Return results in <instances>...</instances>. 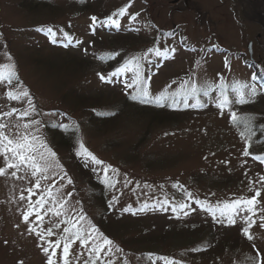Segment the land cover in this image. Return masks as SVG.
I'll use <instances>...</instances> for the list:
<instances>
[{
    "label": "rangeland",
    "instance_id": "1",
    "mask_svg": "<svg viewBox=\"0 0 264 264\" xmlns=\"http://www.w3.org/2000/svg\"><path fill=\"white\" fill-rule=\"evenodd\" d=\"M125 5H129L126 15L113 17L119 26L101 23ZM49 27L56 32V43L47 32ZM249 43L254 60L259 61L256 64L247 61ZM156 47L169 49V55L148 53ZM146 53L142 72L151 78L153 96L165 88L175 91L190 78L199 86L205 81L218 84L221 76L229 84L240 81L256 87L257 95L223 111L216 107V91L201 96L204 107H159L132 99L134 88L125 86L132 73L111 77L110 83L100 79ZM226 58L230 68L225 67ZM5 63L15 64L19 81L38 110L31 118L45 123L43 137L63 166L42 185L58 180L57 187L64 185V196L72 193L68 206L82 208L123 249L106 259L114 264H152L147 254L155 253L179 264H246V257L257 250L264 258V228L260 227L264 212L253 217L254 239L249 241L241 232L246 225L239 218L235 225L217 223L194 202L215 205L240 196L249 198L261 187L256 182L264 176V162L253 156H264V0H0V64ZM7 90L0 85V111L23 110L26 101L8 100ZM229 97L234 98L230 89ZM232 111L252 118L256 135L249 156L243 155L246 142L240 136L242 126L230 120ZM60 124L69 127L52 126ZM48 128L66 144H57ZM81 142L111 166L114 187L102 182L104 165L76 155ZM65 172L71 185L67 178L59 179ZM34 183L30 177H0V264L47 262L38 237L28 234L18 210L26 205L19 200L21 190ZM184 190L192 193L191 199ZM165 199L169 205L153 207ZM259 199V207H264V189ZM145 203L150 207L138 211ZM179 203L189 205L184 210L187 216L178 208L172 211ZM129 205L131 210L123 211ZM59 219L49 213L44 227ZM102 221L109 226L104 229ZM62 228L54 229L57 235L50 239L55 240ZM72 253V264H77V253H83L78 264L88 258L79 242ZM60 255L58 249L57 264Z\"/></svg>",
    "mask_w": 264,
    "mask_h": 264
},
{
    "label": "snow or ice",
    "instance_id": "2",
    "mask_svg": "<svg viewBox=\"0 0 264 264\" xmlns=\"http://www.w3.org/2000/svg\"><path fill=\"white\" fill-rule=\"evenodd\" d=\"M129 5H125L112 13L105 21L101 23H108L114 26H119V20L113 17H123L128 12ZM132 20L136 19V16L131 17ZM93 24L97 23V17H91ZM47 32L52 37V42L56 43V32L51 27L47 29ZM65 38H67L65 34ZM172 53L175 49L170 50ZM148 53H154L156 57H166L169 55V49L161 51L160 48H149ZM144 57H132L126 61L123 65L116 68L114 72L110 73L107 77L101 75L102 81L111 82V77L120 76L126 73H132L131 80L125 85L127 88H134L135 94L132 95L133 100H139L141 103L154 104L159 107H172L179 108L183 105L184 108H200L204 107L205 103L201 99V96L208 97L214 91L218 92L216 98V107L223 111L226 108L231 107L233 104L243 105L257 95V89L254 86L242 83L240 81H234L231 84L226 83L224 77H220L218 84H213L205 81L201 85H197L195 80L191 78L184 80L175 91H169L168 88L162 90L159 94L153 96L149 90L150 77L145 78L142 72L141 60ZM9 60L12 58L9 56ZM200 62L197 61V64ZM225 67L230 68L228 59H225ZM14 81L16 83H14ZM0 85H5L8 90L5 92V96L10 101H26L27 106L20 110L16 107H12L8 111H0V157H2L3 166H0V177L9 176L17 180H24L34 178L35 183L30 187L21 190L19 195L20 201H26V205L22 211L23 222L28 225L27 232L29 235L35 234L38 237V247H41L43 253L47 257L46 264H57V250L60 249L61 255L59 264H72L73 253L72 247L76 242H79L81 249L87 253V259L83 264H114L111 259L107 257L114 256L116 253H122L123 249L115 244V242L106 236L88 217L84 214L83 209L70 208L68 206V198L72 196V193H68L64 196L61 193V189L64 185L57 187L58 180L53 179L52 184L44 186L42 181H47L56 176V170L63 169L60 164L57 154L48 145L46 139L43 137L41 128L45 126V123L39 119L31 118L34 113H37V107L33 103L32 96L28 89L22 85L17 75L16 66L13 63L0 64ZM170 87V86H169ZM229 89L234 94V98L230 99ZM247 90V91H246ZM193 100L194 103H189ZM15 116V119H9ZM230 120L237 126H242L240 136L246 142L243 155L249 156V147L253 136L256 135L252 118L248 116H240L236 111L230 113ZM53 127H61L65 130L68 125H52ZM78 157H83L85 161H91L93 165H104V161L97 158L92 152H90L83 142L79 144V148L76 152ZM253 159L264 162V156L256 155ZM110 165H104L102 182L106 185L114 187V183H110L109 170ZM11 170V171H9ZM93 171H97L94 167ZM117 171V170H113ZM67 178V184L71 185L73 181L67 176L65 172L59 179L63 180ZM118 182V181H117ZM261 185L259 188H255L254 195L249 198L240 196L232 200H225L217 202L215 205L209 204L206 200H195L194 202L202 209H205L212 215V218L217 223H226L228 225H235L237 218H239L246 226L242 227L241 232L247 238L252 241L254 239L250 232L252 226L256 223L253 217L257 212H264V207H259L261 204V191L264 189V176H260L256 182ZM173 187L183 190V186L179 184L173 185ZM254 188L253 181H249V191ZM27 192V196H25ZM184 195L188 198H192V193L184 190ZM36 197L33 200V197ZM115 200V197H113ZM79 203V201L77 202ZM170 202L165 199L158 201L157 205L153 207H164L169 205ZM47 206V208H46ZM112 205L109 204V207ZM150 207L145 203L138 211H145ZM177 208L183 212L185 216L188 215L186 208L189 205L186 203H179L172 206V211L176 212ZM131 210V206L124 208L123 211L128 212ZM51 213L52 216L60 218L58 222L52 226L45 228V217ZM247 213V215H243ZM135 215L136 213L133 212ZM35 216V220L30 221V217ZM260 219L264 221V215L260 216ZM58 237L55 240L50 237L56 236L57 232L54 229H61ZM264 228V223L260 225ZM7 243V242H6ZM255 248V244L252 245ZM201 248H194L192 251H201ZM83 253H77L75 259L79 261L80 255ZM103 254V255H102ZM147 259L156 264V261H162L163 264H179V262L172 260L168 256H157L155 253H148ZM19 264H23L22 261ZM127 264V261H124ZM246 264H264V258H261L260 251L257 250L254 256L246 257Z\"/></svg>",
    "mask_w": 264,
    "mask_h": 264
},
{
    "label": "trees",
    "instance_id": "3",
    "mask_svg": "<svg viewBox=\"0 0 264 264\" xmlns=\"http://www.w3.org/2000/svg\"><path fill=\"white\" fill-rule=\"evenodd\" d=\"M150 113V112H149ZM51 131V130H50ZM52 132V138H55V140H56V142H57V144H59V145H62V144H66L65 142H66V139H61V138H59V136H60V134L58 133V132H54L53 133V131H51ZM50 132V133H51ZM55 134V135H54ZM104 194V193H103ZM100 199V198H99ZM98 199V200H99ZM100 200H102L104 203L105 202H107V200L104 198V196H101V199ZM103 204V203H102ZM102 223H103V227H104V229H105V226H109L108 224H106V223H104L103 221H102ZM108 229H110L109 227H108ZM103 230V229H102ZM145 236V235H144ZM144 236H141V237H144ZM141 239V238H140ZM221 248H223V246L221 247ZM220 248V249H221Z\"/></svg>",
    "mask_w": 264,
    "mask_h": 264
},
{
    "label": "flooded vegetation",
    "instance_id": "4",
    "mask_svg": "<svg viewBox=\"0 0 264 264\" xmlns=\"http://www.w3.org/2000/svg\"><path fill=\"white\" fill-rule=\"evenodd\" d=\"M243 6H245V3H244V5Z\"/></svg>",
    "mask_w": 264,
    "mask_h": 264
}]
</instances>
